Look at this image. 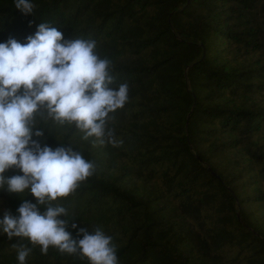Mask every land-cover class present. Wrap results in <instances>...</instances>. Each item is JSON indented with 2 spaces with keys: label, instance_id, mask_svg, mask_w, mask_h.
Wrapping results in <instances>:
<instances>
[{
  "label": "trees",
  "instance_id": "1",
  "mask_svg": "<svg viewBox=\"0 0 264 264\" xmlns=\"http://www.w3.org/2000/svg\"><path fill=\"white\" fill-rule=\"evenodd\" d=\"M0 0V42L49 23L64 40H94L124 106L99 143L37 114L41 146L71 147L93 164L68 196L66 230L100 229L118 264H264V0ZM10 168L4 175H19ZM27 192L0 188V218ZM44 210L40 206V211ZM77 229L72 228V224ZM88 264L78 254L0 234V264Z\"/></svg>",
  "mask_w": 264,
  "mask_h": 264
},
{
  "label": "clouds",
  "instance_id": "2",
  "mask_svg": "<svg viewBox=\"0 0 264 264\" xmlns=\"http://www.w3.org/2000/svg\"><path fill=\"white\" fill-rule=\"evenodd\" d=\"M13 3L22 14H33L32 0ZM95 48L94 40H64L61 31L45 22L23 44L14 38L0 42V188L17 194L27 190L35 198V203L22 201L18 216L0 218V234L27 238L42 254L51 246L78 254L88 264H118L110 236L81 228V238L73 239L60 219L67 216L66 209L51 204L92 174V162L71 147L53 149L32 139L43 135L34 124L37 114L74 125L83 139L94 137L101 144L106 136L110 139L106 118L124 106L128 85L110 86V62L99 58ZM13 167L22 174L6 177ZM71 226L77 229L75 223ZM29 252L24 246L18 249V264H25Z\"/></svg>",
  "mask_w": 264,
  "mask_h": 264
}]
</instances>
